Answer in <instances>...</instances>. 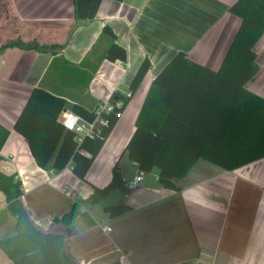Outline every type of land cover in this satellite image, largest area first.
<instances>
[{
    "label": "crops",
    "instance_id": "crops-1",
    "mask_svg": "<svg viewBox=\"0 0 264 264\" xmlns=\"http://www.w3.org/2000/svg\"><path fill=\"white\" fill-rule=\"evenodd\" d=\"M234 2L101 0L95 17L79 22L55 54L19 47L0 52V125L9 130L0 169L21 181L22 202L36 225L61 232L51 218L69 212L93 187L106 186L115 165L123 182L134 175L124 149L154 77L178 51L217 70L240 25L229 12ZM73 19V0H0V45L35 37L62 42ZM113 41L125 48L124 62L106 58ZM254 52L258 71L245 87L264 97V34ZM144 59L150 68L130 93ZM35 87L89 111L114 95L127 98L84 180L69 168L52 174L39 168L27 142L13 130ZM158 174L154 167L136 189H114L95 205L80 206L84 216L73 221L74 234L66 244L77 264H264V158L232 170L199 159L183 177L172 180L173 187L162 186ZM119 202L132 211L109 217L104 207ZM103 225L111 231H103ZM15 233L0 191V241ZM0 264H14L1 248Z\"/></svg>",
    "mask_w": 264,
    "mask_h": 264
},
{
    "label": "trees",
    "instance_id": "trees-1",
    "mask_svg": "<svg viewBox=\"0 0 264 264\" xmlns=\"http://www.w3.org/2000/svg\"><path fill=\"white\" fill-rule=\"evenodd\" d=\"M100 2L73 0L74 19L62 42L45 43L37 37L30 42L15 40L0 45V52L19 47L55 54L68 43L79 22L95 17ZM229 12L240 19V25L219 68L209 69L190 60L185 52L175 53L154 77L125 146L128 158L138 162L140 169L149 173L158 168V181L164 187H173L172 180L183 177L199 159L232 170L264 158V97L245 87L258 71L254 45L264 34V0H235ZM105 56L124 62L126 50L113 41ZM149 68L144 59L131 80L130 93L136 91ZM116 98L123 100V106L103 114L105 123L98 126L97 133L77 143L59 121L60 113L70 107L81 118L93 121L94 110L69 106L64 98L35 87L13 130L27 142L39 168L61 172L71 166L72 173L84 180L119 119L117 114L127 104V98L119 95L110 101ZM8 135L9 130L0 125V150ZM114 189L126 191L116 165L106 186L93 187L92 194L73 203L69 212L51 218L52 224L62 226L61 232L43 231L22 202L21 181L0 169V191L16 230L14 236L0 241V248L14 264H77L66 244L74 234L73 221L84 216L80 206L91 207ZM103 210L115 218L132 211V206L119 202Z\"/></svg>",
    "mask_w": 264,
    "mask_h": 264
},
{
    "label": "built area",
    "instance_id": "built-area-1",
    "mask_svg": "<svg viewBox=\"0 0 264 264\" xmlns=\"http://www.w3.org/2000/svg\"><path fill=\"white\" fill-rule=\"evenodd\" d=\"M119 62H122L119 60ZM129 97V94L128 96ZM123 106V100L121 98H116L113 102L109 101L103 104H100L94 110V120L88 121L70 110H64L59 115V121L62 123L64 128L68 131H71L75 135V140L77 143H81L86 137L91 138L97 133L98 126L105 123V119L102 118L103 114H108L116 109H120ZM121 114H117L120 116ZM131 167L135 170L134 175L124 181V187L126 189L125 193L136 189L144 181L147 173L139 168V164L136 161H131ZM70 170L71 166H68ZM52 174L53 171H50ZM102 230L105 232H110L111 228L107 225L102 226Z\"/></svg>",
    "mask_w": 264,
    "mask_h": 264
}]
</instances>
